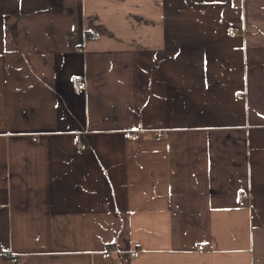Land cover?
Here are the masks:
<instances>
[{
  "label": "crops",
  "instance_id": "1",
  "mask_svg": "<svg viewBox=\"0 0 264 264\" xmlns=\"http://www.w3.org/2000/svg\"><path fill=\"white\" fill-rule=\"evenodd\" d=\"M0 264H264V0H0Z\"/></svg>",
  "mask_w": 264,
  "mask_h": 264
},
{
  "label": "built area",
  "instance_id": "2",
  "mask_svg": "<svg viewBox=\"0 0 264 264\" xmlns=\"http://www.w3.org/2000/svg\"><path fill=\"white\" fill-rule=\"evenodd\" d=\"M236 35H237L236 29L231 28L230 36H236ZM91 37H92V39H97L98 38L97 35H92ZM72 85L74 87V90L77 91V92H82V91L86 90V88H87V83H86L85 79L80 78L78 76H75L72 79ZM154 132H155V136L157 138H163L166 135L165 132H159V131H154ZM125 136H126L127 139L132 140V141L139 140L141 138V132L127 131V132H125ZM77 149H79L80 151H85V150H87V146L85 144H82V143H77ZM246 198H247V196L243 192H241L239 200L243 201ZM138 254H139V252H134V253H132V256L133 257H138ZM110 255H111V251L107 252L105 256L106 257H110ZM11 257H12L11 258L12 262H14V263L17 262L18 259L16 257H13V256H11Z\"/></svg>",
  "mask_w": 264,
  "mask_h": 264
},
{
  "label": "trees",
  "instance_id": "3",
  "mask_svg": "<svg viewBox=\"0 0 264 264\" xmlns=\"http://www.w3.org/2000/svg\"><path fill=\"white\" fill-rule=\"evenodd\" d=\"M5 260H9V257L8 256H5Z\"/></svg>",
  "mask_w": 264,
  "mask_h": 264
},
{
  "label": "bare ground",
  "instance_id": "4",
  "mask_svg": "<svg viewBox=\"0 0 264 264\" xmlns=\"http://www.w3.org/2000/svg\"><path fill=\"white\" fill-rule=\"evenodd\" d=\"M246 200V199H245Z\"/></svg>",
  "mask_w": 264,
  "mask_h": 264
}]
</instances>
